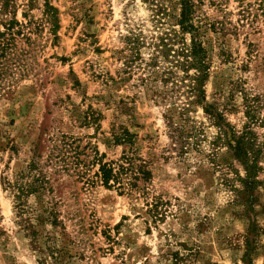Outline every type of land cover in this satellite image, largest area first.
Here are the masks:
<instances>
[{"label":"rangeland","instance_id":"1","mask_svg":"<svg viewBox=\"0 0 264 264\" xmlns=\"http://www.w3.org/2000/svg\"><path fill=\"white\" fill-rule=\"evenodd\" d=\"M195 1L210 63L203 104L156 51L158 36L178 28L180 0H9L0 12V30L19 23L0 58V264H264V152L249 212L233 188L232 168L245 170L218 140V116L241 131L247 100L264 115V0ZM131 34L143 60L129 67ZM122 128L132 147L115 143ZM254 130L264 142V127ZM63 134L105 161L135 152L152 178L120 192L54 164L50 190L22 195L38 174L29 165L46 163Z\"/></svg>","mask_w":264,"mask_h":264},{"label":"trees","instance_id":"2","mask_svg":"<svg viewBox=\"0 0 264 264\" xmlns=\"http://www.w3.org/2000/svg\"><path fill=\"white\" fill-rule=\"evenodd\" d=\"M9 0H6L2 6L1 11H7ZM181 11L176 20L177 29L171 28L170 31L163 32L158 36L156 44L157 55L172 63L176 67H181L185 75L183 77L190 80L189 91L195 96L194 102L205 103V89L204 84L209 77L210 63L208 61L207 49L203 43L200 33V23L197 20L196 1L195 0H180ZM46 12L48 15L53 16L54 7L49 3L45 4ZM15 25H19L18 21L13 18L6 21L3 26L5 30H0V58L4 56L5 49L9 47L10 39H5L6 33L13 30ZM15 33V32H13ZM189 36L187 42L186 36ZM10 37L12 34L10 33ZM127 38L128 48L130 55L128 56L126 65L131 67L130 64L135 60H143L140 56V47L144 43L138 34H131ZM176 45H178L176 47ZM158 56L154 55L149 61L148 65L155 67L157 65ZM194 70L193 74L190 71ZM168 78L172 77L176 72L172 69L164 71ZM207 109L208 113L214 114L212 106ZM260 106L251 100H247L246 117L247 121L241 131H236L234 128L218 116V125L221 128L222 135L218 140H222L225 145L233 152L236 160L243 166L245 175H240L239 171L232 168L236 174V180L240 182L241 187L233 186L234 190L239 194V197L246 205L247 211L253 210V205L256 200L255 191L262 184L259 179V174L262 171L260 160L264 152V142L258 140V134L254 130V126L264 127V115H260ZM95 122L97 117H90ZM135 134L127 128H122L121 131H115L113 139L117 144H129L131 147L134 145ZM87 146V145H86ZM86 146H81L80 142L73 136L63 134L60 143L53 144V149L48 153L46 163L42 164L36 160L32 161L29 165V171L37 170L38 174L34 175V182L22 188V195L32 191H46L50 190L51 180L48 177V172L45 167L48 165H58L57 171L70 170L85 183L95 184L98 181L106 188H116L120 192L124 190H133L143 188L139 182H147L152 178V171L148 165L140 157L136 156L135 152L131 154H124L117 161H105L106 154L100 153L98 149L92 148L93 155L90 151H86ZM41 157V155H37ZM98 166V169L91 175L92 168ZM154 204V211H157L158 204ZM51 213V212H50ZM160 213L157 211L156 213ZM157 217V216H156ZM52 224H58L57 216H53ZM261 227L257 223L252 222L250 225V232L257 238L261 232ZM253 249L251 242H248V251ZM56 259V264H62L59 258ZM179 259L176 257V262ZM249 260V263L251 259ZM178 264V263H174Z\"/></svg>","mask_w":264,"mask_h":264}]
</instances>
